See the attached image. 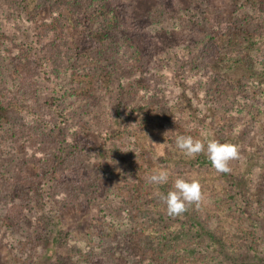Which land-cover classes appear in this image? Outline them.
I'll return each instance as SVG.
<instances>
[{"label": "rangeland", "instance_id": "rangeland-1", "mask_svg": "<svg viewBox=\"0 0 264 264\" xmlns=\"http://www.w3.org/2000/svg\"><path fill=\"white\" fill-rule=\"evenodd\" d=\"M34 2L35 0H27L26 10L32 11ZM178 2L176 13L171 17L175 20L161 23H158L152 15L156 10V0H134L127 9L116 10L119 20L121 14L123 17L128 15L129 19L136 21V25L140 23L142 26L138 28L139 33L125 36L126 43L122 45L120 52L136 53L137 60L144 55L148 70L153 68L156 72L155 66L160 68V74L154 72L160 76V79L156 78L158 81L147 84L142 76L139 81V85L143 84L148 91L158 93V97L151 99L153 102L147 106L145 111L147 120L143 123V129L131 136V142L136 145L139 155L138 153L130 157L126 155L120 160L114 174L102 179L100 183L110 191L108 195L110 197L102 200V204L99 203L101 208L96 204H89L88 201H84L83 207L69 205L58 213V218L53 219L51 224L47 210L34 202L32 219L35 220L34 225L39 224V230L27 229L28 223L22 221L23 214L29 212V207H26V211L20 206L17 210H9L7 221L11 227L8 231L15 240L10 243L12 247L0 244V264H31V260H36L37 264H171L164 255H154L152 251L146 252L141 237L145 234L156 237L179 229L189 230L190 232L186 233L187 237L179 243L180 249H187L198 246L204 234L202 229L205 227L213 230L221 241L214 239L210 255L202 262L264 264V252L257 255L252 251H246L240 241L243 240L245 232L251 231L254 224L264 234V219L253 215L244 220L243 215L230 209L233 199L240 201L248 197V200L256 203L264 202V67L261 63L260 51L256 46L242 43V47H233L243 42L238 39L239 36H251L252 28L247 27L248 19L256 21L254 13L264 10V0H178ZM248 11L250 13L247 15ZM13 12L14 10L7 7L0 10V27L8 16H14ZM47 14L48 9L38 11V20L45 19ZM62 17L65 18L67 25L68 45L71 49H77L83 39V30L71 23L67 12L62 13ZM178 17L183 20H177ZM185 19L198 24L205 32H211L221 49L224 48L225 51L232 49V57L229 59L221 57L208 68L219 79L227 81L233 92L222 91L215 83L206 79H196L195 82L187 85L183 76L165 69L164 64L160 65L154 61V57L159 53L168 54L170 50L193 46L192 41H189L191 37L188 36L192 29L184 26L185 23L182 24ZM5 26L9 28L10 33L14 32V28ZM142 29L146 36L142 35L140 31ZM228 31L232 35H229ZM9 32L0 29V35L5 33L4 36H0L2 51L11 49L16 39L29 41L31 38L8 36ZM193 38L195 41L198 40L196 43L202 42L201 36H193ZM18 54H21L20 51ZM8 59L6 56L0 57V73L3 74L4 79L7 74L3 72V66H9V60L12 61L11 67L21 64L16 60ZM163 73L167 74V79L163 77ZM170 91L173 95L168 94ZM199 91L203 92L199 93ZM2 97L0 96V99ZM235 101L241 104L242 112L234 111L238 109H229V105ZM10 103L11 107L6 109L0 107V135L5 133L0 137V218L2 220L5 219L9 204L17 205L19 202V199L12 198L9 184L13 181L14 166L26 154L22 144L15 146L8 138V134L14 133L13 129L18 128L26 119V108L23 105L15 106L12 101ZM177 104L181 110H178ZM246 109H250L254 115L246 116L245 112H248ZM178 115H182L183 120L176 122ZM197 120L201 123L195 122L196 125H193ZM124 125L123 119H117L112 126V134L121 132ZM9 128L11 130H7ZM172 129H177L181 135L191 136L205 145L210 140L231 143L238 148V158L229 161V172H217L205 153L190 158L176 147L169 146L166 134ZM42 130L41 128L38 131L43 132ZM38 131L36 133H40ZM84 137L105 154L104 142L95 132L85 130ZM148 153L155 159H165L166 165L162 167L163 169L146 158ZM144 157L147 161L136 167L137 161ZM203 160L207 161L209 167L202 163ZM159 170L168 171V183L161 186L149 184L147 177ZM129 172L135 176V180L130 184L134 189L129 196L133 195V201L140 203L141 207L161 212H166L165 206L150 200L152 197L158 198L160 193L166 194L163 187L167 191L171 190L178 176L189 182L198 181L202 198L198 204L194 203L190 206L195 211H203L202 213L208 215L204 226L201 227L198 222L200 220L195 217L197 214L187 208L182 215L170 219L168 230L165 231L147 227L144 223L129 221L128 208H122L117 202L126 192L123 174ZM38 173L40 169L34 165H28L24 169L26 176ZM192 219L195 221H191ZM55 229L59 231L57 237L52 233ZM20 230L23 232H19ZM16 233L21 235L18 236ZM67 238L70 244L78 245L77 250L74 248L76 251L69 249ZM199 261L192 263L201 264ZM175 264H184V262L179 260Z\"/></svg>", "mask_w": 264, "mask_h": 264}, {"label": "trees", "instance_id": "trees-1", "mask_svg": "<svg viewBox=\"0 0 264 264\" xmlns=\"http://www.w3.org/2000/svg\"><path fill=\"white\" fill-rule=\"evenodd\" d=\"M133 1L35 0L33 10L28 11L27 0H0V10L5 7L14 10V16H8L3 20L0 29L9 32V28L5 26L8 25L14 28V32H9L8 36L31 37L29 41L16 39L11 49L2 51L0 48L1 58L6 56L21 63L11 67L12 61L8 59L10 65L3 66V72H6L7 77L5 80L0 73V96H3L0 99V107L3 109L11 107L12 101L15 106L23 105L27 114L18 128L15 130L12 128L14 133L8 134L10 142L15 146L22 144L26 154L13 169V181L9 184L10 192L12 198L19 199V202L17 205L9 204L5 219L0 218L1 245L12 247L10 243L15 240L8 231L11 227L7 221L9 210H17L20 206L26 211V207H29V212L23 214L22 221L28 223L27 229L39 230V224L34 225L35 220L32 219L34 202L47 210L51 224L53 219L58 218V213L69 205L83 207L84 201H88L89 204L100 207L99 203L102 204V200L110 197L108 196L110 191L100 183L102 179L113 175L120 160L126 155L129 157L137 153L139 155L136 145L131 142V136L143 129V123L147 120L145 113L147 106L153 102L151 99L158 97L157 92L148 91L143 84L139 85L140 77L142 76L141 78H144L148 84L158 81L156 78L160 79V76L154 74L153 68L148 70L144 55L137 60L136 53L120 52L122 45L126 43L125 36L139 33L138 28L142 27L140 23L136 25V21L129 19L128 15L123 17L120 13V20L117 16V9H127ZM156 2V10L152 14L156 21L158 23L174 21L175 19L171 17L176 13L177 4L179 6L178 0H156ZM44 8L48 9L47 17L38 20V11ZM64 12L69 14L72 24L83 30V39L77 49H71L68 45L67 25L65 18L62 17ZM249 13L248 11L247 15ZM254 16L256 21L247 18L249 21L247 27L252 28L251 36H239L238 39L243 42L233 47H242V43L256 46L260 51L261 63L264 67V36H262L264 10L255 12ZM181 17L176 19L180 20ZM182 24L192 29L188 36L191 37L189 41H192L194 47L185 46L170 50L168 54L159 53L154 57V61L160 65L164 64L165 69L183 76L187 85L195 82L196 79H206L215 83L222 91L230 92L233 88L228 82L219 79L208 67L221 57L227 59L232 57V49L229 51L221 49L211 32H205L198 24L187 19ZM143 30L140 31L146 36ZM228 34L232 35L229 31ZM4 35L5 33H2L0 36ZM193 36H201L202 42L196 43L198 40L195 41ZM18 51L21 54H18ZM155 70H157L155 73L160 74L158 66H155ZM163 77L167 79V74L163 73ZM168 94L173 95L171 91ZM177 106L178 110H181L178 104ZM241 107L237 101L229 105L231 110L238 109L234 110L236 112H242ZM196 109L199 111L197 106ZM246 110L248 111L245 112L246 116L254 115L250 109ZM117 119H123L125 125L121 132L113 135L112 126ZM180 120H183L182 115H178L176 122ZM195 122L201 123L197 120L193 125H196ZM41 128L43 132L38 131ZM85 130L95 132L103 140L105 154L84 137ZM37 131L40 133H36ZM4 135L3 132L0 137ZM177 135H181L177 129H172L166 134L169 146L176 147ZM146 158L155 162L154 165L158 168L163 169L162 167L166 165L165 159H155L149 153L146 154ZM146 158L137 161L136 167L146 162ZM206 162L202 161L209 167ZM28 165L39 167L40 173L24 175V169ZM123 178L126 192L117 202L122 208H128L129 221L144 223L147 227L163 231L168 230L170 225L168 222L174 217L169 216L167 212L144 208L140 203L134 202L133 195L129 196V193L134 189L130 184L135 180V176L129 172L123 174ZM163 191L168 192L165 187ZM247 198H242L240 201L233 199L230 209L243 215L244 220L253 215L264 219V202L256 203ZM150 201L162 203L159 197H152ZM187 209H192L197 214L195 217L200 220L198 222L203 227L208 215L202 213L203 211H195L190 205ZM247 211L252 214H248ZM189 232L179 229L156 237L145 234L141 237V243L146 252L152 251L154 255H164L171 264L179 260L184 264H194L192 262L196 260H200L201 264H210L211 262L204 263L202 260L210 255L214 239L221 241V238L213 230L205 227L202 229L204 234L198 246L180 249L179 243ZM196 232L198 233V230ZM52 233L56 237L59 235L57 229ZM245 233L248 235L244 234L243 240H240L243 249L257 255L263 254L264 234L261 230L254 224L251 231ZM16 235L20 236L21 233ZM252 236H256L255 239ZM68 240L67 238L66 241ZM67 245L70 250H77V244L68 242ZM30 262L37 264L36 260Z\"/></svg>", "mask_w": 264, "mask_h": 264}, {"label": "clouds", "instance_id": "clouds-1", "mask_svg": "<svg viewBox=\"0 0 264 264\" xmlns=\"http://www.w3.org/2000/svg\"><path fill=\"white\" fill-rule=\"evenodd\" d=\"M175 146L182 154L190 158H194L202 152L205 153L211 166L220 173L229 172V161L238 158L239 154L238 148L231 143L210 140L205 145L187 135H177ZM168 180L169 173L166 170H159L147 177V182L156 186L164 185L168 183ZM159 198L165 205L167 214L175 217L185 212L188 205L199 203L202 198L201 187L198 181L189 182L178 176L174 180L171 190L166 194L160 193Z\"/></svg>", "mask_w": 264, "mask_h": 264}]
</instances>
